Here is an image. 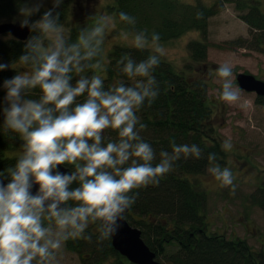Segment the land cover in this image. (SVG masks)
Segmentation results:
<instances>
[{
    "label": "clouds",
    "instance_id": "1",
    "mask_svg": "<svg viewBox=\"0 0 264 264\" xmlns=\"http://www.w3.org/2000/svg\"><path fill=\"white\" fill-rule=\"evenodd\" d=\"M63 2L49 0L51 7L44 8L45 0H33L20 23L30 34L15 60L26 70L0 82V133L22 147L14 164L0 171V264H59L67 242L90 239L92 226L99 239H112L138 190L159 184L182 158L202 154L197 143L172 141L157 160L137 131L147 128L139 113L160 96L154 75L165 52L160 34L125 29L132 47L149 54L139 61L122 55L117 64L123 79L106 87L100 56L112 17H93L72 39L58 11ZM118 21L134 25L136 18L121 11ZM7 70L10 64L0 62V72ZM214 71L219 99L238 102L233 67L225 62ZM106 130L116 139L104 143ZM220 147L230 153L234 145L225 139ZM208 159L214 162L211 177L235 195L232 168L215 163L214 152Z\"/></svg>",
    "mask_w": 264,
    "mask_h": 264
},
{
    "label": "trees",
    "instance_id": "2",
    "mask_svg": "<svg viewBox=\"0 0 264 264\" xmlns=\"http://www.w3.org/2000/svg\"><path fill=\"white\" fill-rule=\"evenodd\" d=\"M24 0H0V19L10 18L23 4ZM216 8L205 6H187L177 0H113L110 7L118 21V13L124 11L136 18L134 25H119L122 30L156 31L162 42H169L182 35L197 31L205 35L207 19L216 14L225 3H233L238 10L247 5L239 0H220ZM249 12L240 19L250 30L264 31V15L258 6H246ZM43 12V11H41ZM203 13L201 19L196 14ZM63 11L60 19L63 20ZM76 31L71 38L75 39ZM23 42L13 38L0 41V58L5 63H14L21 54ZM190 62L182 70H176L169 62L161 58L154 75L160 83V96L151 108L145 107L139 115L147 125L146 129L137 128L142 136L153 145L160 159L161 150H171V142L197 143L201 146L200 159L191 157L177 162L174 171L162 178L157 185H149L137 191L135 204L125 215L126 221L141 232V238L156 258L165 259L166 264H262L261 253L253 251L243 239H226L223 235L204 232L208 225L204 216L206 193L200 188L196 178L204 173L213 161L209 153L216 154L215 163H223L224 153L216 135H212L210 108L207 103V83L200 81L192 72L193 65L205 64L206 44L190 42L187 46ZM130 55L139 61L144 59L148 50H138L132 46H113L107 56V78L116 83L123 79L117 60L122 55ZM191 63L193 65H191ZM193 73V74H191ZM193 75V76H192ZM11 70L0 72V82L11 78ZM105 82L106 87L110 83ZM131 83L130 81H125ZM108 83V84H107ZM38 92V90H36ZM4 92L0 90V99ZM35 98V94L33 95ZM258 104H264V97L257 98ZM104 137V143L116 139L110 132ZM3 142L0 139V147ZM0 151V171L12 166L15 160L3 158ZM193 177V178H192ZM250 201L264 213V182ZM136 214L140 220H132ZM90 239L77 238L67 242V248L79 255L81 264H107L113 257L115 264H129L111 247L110 240L99 239L89 229ZM157 260V259H156ZM159 262V261H158Z\"/></svg>",
    "mask_w": 264,
    "mask_h": 264
},
{
    "label": "rangeland",
    "instance_id": "3",
    "mask_svg": "<svg viewBox=\"0 0 264 264\" xmlns=\"http://www.w3.org/2000/svg\"><path fill=\"white\" fill-rule=\"evenodd\" d=\"M177 1L187 6L202 5L216 8L220 0ZM239 1L247 2L246 6H258L264 15V0ZM32 3L33 0H24L16 13L10 18L0 19V24L8 22L20 24L29 14L28 8ZM113 5V0H64L58 9L64 12L61 23L70 30V36L73 30L78 33L79 28L90 25L95 16L112 17L114 23L106 33L100 56L105 70L99 74L105 82L110 81L106 73L108 52L113 46H132L110 9ZM246 6L236 10L233 3H225L221 10L207 19L205 35L194 30L175 40L162 42L165 50L162 59L176 70H182L185 65L192 62L187 53L188 44L190 42L206 44V62L196 65L191 63L192 72L208 86L207 103L211 110L209 123L213 128L212 135L217 136L220 144L225 139H231L233 142V151L223 152L221 165L232 168L237 187L235 195L231 194L230 188L222 187L211 177V166L207 167L203 174L194 177L207 195L204 207L205 220L210 234L223 235L226 239H243L253 251L264 253V213L250 201L251 195L256 193L264 182V104L257 103L258 97L254 93L242 90L238 102L234 104L222 102L219 99V80L214 71L220 64L227 62L233 67L235 79L237 74L244 73L264 81V31L250 30L240 19L249 12ZM48 7H51V4L49 0H45L44 8ZM36 19L38 15L31 17L33 21ZM10 39L11 36L7 34L0 35L1 42ZM0 62H4L3 59L0 58ZM10 67L14 75L15 72L26 70L17 62L11 63ZM109 83L112 85V82ZM234 83L237 85L236 80ZM107 133L106 130L103 136L106 137ZM0 139L3 142V146L0 147L3 158L15 160L22 150L21 142L18 139L14 140L10 134L0 133ZM131 219L141 218L132 214ZM90 229L98 235L95 226ZM82 257L83 253L79 255L66 246L59 254V264H81ZM156 259L161 264H166L164 258ZM115 262L113 257L107 260V264Z\"/></svg>",
    "mask_w": 264,
    "mask_h": 264
},
{
    "label": "water",
    "instance_id": "4",
    "mask_svg": "<svg viewBox=\"0 0 264 264\" xmlns=\"http://www.w3.org/2000/svg\"><path fill=\"white\" fill-rule=\"evenodd\" d=\"M4 34L23 42L30 33L27 28H21L20 24L1 23L0 35ZM235 80L237 86L242 91L255 93L258 97H264L263 81L244 73L237 74ZM128 211L126 214H128ZM110 241L113 250L130 264H161L156 260L155 254L142 240L140 230L129 225L126 218L122 221L119 232Z\"/></svg>",
    "mask_w": 264,
    "mask_h": 264
},
{
    "label": "flooded vegetation",
    "instance_id": "5",
    "mask_svg": "<svg viewBox=\"0 0 264 264\" xmlns=\"http://www.w3.org/2000/svg\"><path fill=\"white\" fill-rule=\"evenodd\" d=\"M103 135V134H102ZM22 151V150H21ZM209 232V229L208 230H205L204 232ZM263 246V245H262ZM264 247V246H263ZM263 247H262V251H263ZM261 259H262V264H264V253L262 252L261 253ZM259 264V263H258Z\"/></svg>",
    "mask_w": 264,
    "mask_h": 264
}]
</instances>
